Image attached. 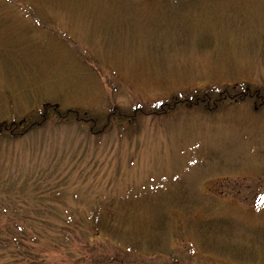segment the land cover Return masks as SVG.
I'll return each mask as SVG.
<instances>
[{"label": "rangeland", "instance_id": "1", "mask_svg": "<svg viewBox=\"0 0 264 264\" xmlns=\"http://www.w3.org/2000/svg\"><path fill=\"white\" fill-rule=\"evenodd\" d=\"M256 90L264 0H0V123L48 111L0 135V233L41 264H264Z\"/></svg>", "mask_w": 264, "mask_h": 264}, {"label": "trees", "instance_id": "2", "mask_svg": "<svg viewBox=\"0 0 264 264\" xmlns=\"http://www.w3.org/2000/svg\"><path fill=\"white\" fill-rule=\"evenodd\" d=\"M246 89H247L246 92H243V93L239 89H236V88H233L232 91H230V89H222L218 93H216L218 98H215L214 101L230 100L231 102H236L239 100H244L245 97H247L248 95L247 91H250L249 87H247ZM256 91L257 92H255V94H252L251 97L255 96L256 101L259 102V104H260V101L261 103L264 104L263 98L259 95L258 90ZM213 94L214 93L207 92V91L206 93L202 95L199 94L198 96H196L194 100H192L193 105H197L200 102L201 104L207 103L204 105L209 106L208 102H210L211 99L213 98ZM185 102H188V100H184V101L175 100V101L167 103L165 107L173 108L175 105H184ZM48 109L50 108L48 107ZM46 113H48V111L42 113V116L39 117L37 120L31 121L30 118L29 119L24 118L21 120V122L19 121V122H13V123H7V122L0 123V135L5 134L6 132L12 138L24 136L32 129H35L36 127H41L44 124V122L47 121L46 119L48 117ZM67 113L72 115L71 117L77 120L81 119L83 121L85 120L88 121L87 118H85L83 115L81 116V114L77 111L69 110ZM63 117H66V116L64 115ZM20 127H22L21 130H19ZM8 224H10L7 227H9L11 233H9V235L0 233V248L4 249V252H3L4 254L1 256V258L5 260L6 258H8L9 260L8 259L6 260L8 264H41L39 263L38 261L39 259L36 257V254L33 252V249L28 244L29 240H27V238H30L31 241L33 242L35 239H38V236L30 234V237H29L28 233H26L28 230L25 229V226H23L22 224H12V223H8ZM12 229H16L19 232L13 231ZM10 250H11V254H10Z\"/></svg>", "mask_w": 264, "mask_h": 264}]
</instances>
